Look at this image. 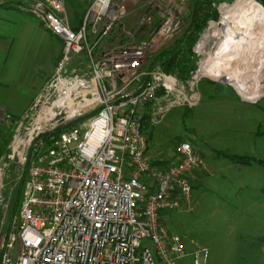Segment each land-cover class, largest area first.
<instances>
[{
  "label": "built area",
  "instance_id": "built-area-1",
  "mask_svg": "<svg viewBox=\"0 0 264 264\" xmlns=\"http://www.w3.org/2000/svg\"><path fill=\"white\" fill-rule=\"evenodd\" d=\"M189 3L92 0L73 28L66 0L18 1L62 39L63 52L16 121L1 159L0 208L9 166L26 167L27 178L0 264H184L186 257L208 264L207 246L189 249L162 222L165 211L190 206L194 171L204 158L182 142L175 163L155 165L143 130L148 108L156 121L172 106L193 107L201 99L204 31L193 48L197 68L187 79L159 64L150 68L153 55L187 27ZM133 8L144 9L136 28H123L124 37L110 44ZM82 53L87 61L74 65Z\"/></svg>",
  "mask_w": 264,
  "mask_h": 264
},
{
  "label": "rangeland",
  "instance_id": "rangeland-1",
  "mask_svg": "<svg viewBox=\"0 0 264 264\" xmlns=\"http://www.w3.org/2000/svg\"><path fill=\"white\" fill-rule=\"evenodd\" d=\"M18 1L0 0V4L17 7ZM91 1L66 0L65 17L71 27L75 28L72 22L80 24ZM214 1L220 12L214 22H220L222 5L236 0ZM256 1L264 6L261 0ZM192 5L193 0H190L189 14ZM143 10L131 9L113 31L109 43H117L124 37L123 28L135 29ZM211 24L202 33L201 41L199 39L200 43L202 40L207 43L206 47H200L204 48L201 54L204 61L214 56L221 45L215 37L206 36ZM84 54L76 57L74 65L87 61ZM48 69L45 67L39 76ZM37 85L16 84L0 90V100L8 106V111L0 108V163L9 153L16 121L28 109ZM198 89L201 99L193 107L172 106L155 118L156 121L151 116L153 107L147 111L148 122L143 130L149 141L147 157L152 162L161 167L175 163L182 142H190L205 161L194 171L190 206L183 204L178 209L168 210L163 213L162 222L171 232L181 235L189 249L195 243L207 246L210 250L208 264H264V168L258 164H236L223 155L229 152L264 159V95L249 101L235 85L207 75L201 78ZM13 164L7 170L6 202L0 208V260L5 239L15 231L13 222L27 178L26 167L14 171ZM148 242L144 239L143 246ZM183 262L192 264V258L186 257Z\"/></svg>",
  "mask_w": 264,
  "mask_h": 264
},
{
  "label": "bare ground",
  "instance_id": "bare-ground-1",
  "mask_svg": "<svg viewBox=\"0 0 264 264\" xmlns=\"http://www.w3.org/2000/svg\"><path fill=\"white\" fill-rule=\"evenodd\" d=\"M209 35L221 45L204 61L200 74L226 80L249 101L264 95V6L256 0L224 3L222 18L212 22Z\"/></svg>",
  "mask_w": 264,
  "mask_h": 264
},
{
  "label": "crops",
  "instance_id": "crops-1",
  "mask_svg": "<svg viewBox=\"0 0 264 264\" xmlns=\"http://www.w3.org/2000/svg\"><path fill=\"white\" fill-rule=\"evenodd\" d=\"M72 25L79 26L74 22ZM62 52V39L34 15L11 4H0V90L10 85L38 83L35 98L53 75ZM47 66L46 73L39 76ZM0 108L8 111L2 100Z\"/></svg>",
  "mask_w": 264,
  "mask_h": 264
},
{
  "label": "trees",
  "instance_id": "trees-1",
  "mask_svg": "<svg viewBox=\"0 0 264 264\" xmlns=\"http://www.w3.org/2000/svg\"><path fill=\"white\" fill-rule=\"evenodd\" d=\"M261 1L264 3V0ZM219 15L220 12L215 6L214 0H193L192 10L187 19V27L170 44L153 55L150 68L159 64L165 72L174 73L181 79H187L197 68L194 45L207 27L209 20H218ZM148 116V113L144 116V126L148 122L146 120ZM223 155L233 163L248 166L258 164L264 168V159L229 152H223ZM153 163L159 165V163Z\"/></svg>",
  "mask_w": 264,
  "mask_h": 264
},
{
  "label": "water",
  "instance_id": "water-1",
  "mask_svg": "<svg viewBox=\"0 0 264 264\" xmlns=\"http://www.w3.org/2000/svg\"><path fill=\"white\" fill-rule=\"evenodd\" d=\"M221 82H223V83H229V82H227L226 80H220Z\"/></svg>",
  "mask_w": 264,
  "mask_h": 264
}]
</instances>
